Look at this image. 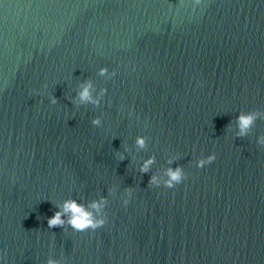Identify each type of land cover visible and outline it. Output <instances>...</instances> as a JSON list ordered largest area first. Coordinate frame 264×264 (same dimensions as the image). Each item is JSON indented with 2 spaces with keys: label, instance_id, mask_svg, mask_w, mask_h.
Returning a JSON list of instances; mask_svg holds the SVG:
<instances>
[{
  "label": "water",
  "instance_id": "obj_1",
  "mask_svg": "<svg viewBox=\"0 0 264 264\" xmlns=\"http://www.w3.org/2000/svg\"><path fill=\"white\" fill-rule=\"evenodd\" d=\"M0 264H264V0H0Z\"/></svg>",
  "mask_w": 264,
  "mask_h": 264
}]
</instances>
